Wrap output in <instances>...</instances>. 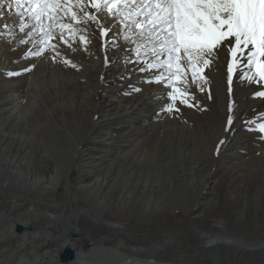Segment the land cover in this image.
I'll return each instance as SVG.
<instances>
[{"label": "bare ground", "instance_id": "6f19581e", "mask_svg": "<svg viewBox=\"0 0 264 264\" xmlns=\"http://www.w3.org/2000/svg\"><path fill=\"white\" fill-rule=\"evenodd\" d=\"M89 10L95 12V9L90 8ZM4 13H7V15L4 17L5 21L1 19L4 22H0V27L5 22L9 23L10 26L18 22L14 7H5ZM100 18L106 21V27L115 23L114 19L106 17L105 14H101ZM82 27L96 29V25L92 22L88 25H82ZM119 28L120 25L117 24L114 31H118ZM9 31L17 32L19 37L17 36L18 39L12 38L10 35L0 37L1 76L6 78L8 72H20L22 74L18 75L17 78L14 77L11 81L4 79L3 85L0 84V106L2 107L0 109V121H3L0 124V136L2 137L7 133L6 127H9L10 123H12V126H20L17 130L18 133L11 137L17 157L6 160L2 169L8 173L7 182L9 185L16 186L22 197L31 199V197L38 196L42 201L45 198L53 200L56 197L63 174L66 173L68 167L71 168L75 164L69 159V155L66 157L63 150L59 148V146L63 147L62 141L58 139L62 135L61 131L66 136L69 134L72 139H75V144H73L74 142L70 144L73 145L74 160L80 159L82 147L86 143L93 141L91 139L93 135L98 138L96 143L98 146L112 147V145L123 143L126 148H129V151L127 150L126 152L127 154L122 153L119 155L122 160L126 158V160H123L122 166H120L121 169L115 171L110 169L104 176L98 177L94 182L83 184L78 189L83 194V200L90 203L93 210H98L101 206H104L105 209L108 207L109 202L103 199V191L114 182L119 184L120 176L127 174L126 177H131V170L133 169L131 165L139 159H142V165L137 168L141 171V174L135 176L133 183H135L137 188L145 184L146 174H150L147 168L154 171L155 165H150V162L147 161L150 151L143 150V154L141 152L137 153L135 146H139L143 142L147 144L154 134L156 136L154 129L158 126L165 124L173 126V129L170 128L173 133V143H164L163 148H169L166 151L163 150L162 153L169 152L172 153V156L177 154V157L182 159H188L191 156L188 151V145L194 135L190 131L188 121L181 117L183 115H177L176 112L169 113L162 110L166 104L171 103L170 99L161 98L162 92L168 89H165L162 84L143 82V78L153 73L132 71L134 68L144 67L143 64L135 65L121 62L123 49L131 48L132 44L123 41L120 43L119 48L106 51L102 48L101 40L93 39L91 43L87 44L85 50L77 40L72 44V48L76 49L73 52L72 48L67 44L59 43L57 38L50 41V43H59V47L55 51L47 49L40 57L32 56L21 59L28 50H36L34 41L39 40L40 37L37 35L29 39L27 32L31 31V29L25 32H20L18 27L4 29L5 33ZM21 39H28L29 43L20 44L19 41ZM56 52H60L61 55H56ZM105 54L112 61L107 66L105 65ZM51 57H54V59ZM113 57H115L114 60ZM64 59L77 63L78 67L64 63ZM222 60L223 63L213 65L216 68V74L213 77L212 98H209L208 103L214 113V119L212 118L215 120L214 122L222 119L227 122L230 114L229 86L226 82V76L228 75L227 63L230 62V57L226 55ZM33 65L34 67H32L31 71H23ZM121 77L126 78L122 79ZM188 79L191 84L190 73ZM130 85L140 88L141 91L133 92L132 88L129 87ZM258 87L260 86L250 85L248 87H240L237 90V81L233 80L232 97L234 99L238 98L240 112L238 118L233 120L232 127L227 131V139L223 138L226 147L224 144H220L221 140L218 139L219 137L221 139L223 135H219L218 139L211 145L212 150L206 148V146L201 148V150H210L209 153L215 156H213L214 162L218 163L220 160L218 158L222 157V155L232 154L231 156H234L233 154L238 151L249 150L246 134L243 132L237 133L243 127L245 114L249 113L251 109H257L255 112L256 120L261 122L264 120V116L260 115L264 113V106L261 104V99L264 102V98H254L253 96V92ZM190 91L195 92L198 98H201V94H198L201 92L197 90L195 85H191ZM206 92L208 93V91ZM47 98L48 102L46 101ZM7 105L12 107L8 108ZM40 111L46 112L47 122L53 128H49L47 123L42 122L40 117L42 112ZM232 114L235 115L234 110ZM77 116L82 117L84 120L79 122ZM200 117L198 115L195 116V120L198 123L202 122ZM35 118L37 119L36 121ZM72 118L75 120L76 134L72 131V127H70L68 122ZM54 124H56V130L54 129ZM87 126L90 129V134L85 131ZM207 127L208 125L205 126V128ZM38 128L41 129V131H38L40 135L42 133L41 140L47 143L45 146L46 152L52 155L51 157L55 161L56 174H53L50 178L37 175L35 159L27 158V160H24L21 156L24 148L26 150L33 148V146L27 147V142L22 139L21 134L29 132V136L32 137V134ZM218 132H222V128ZM206 134L211 133L207 132ZM47 136L48 140L46 139ZM135 137L137 138L133 141L132 138ZM51 141L57 144L58 151L51 149ZM218 144L220 145L219 152L217 151ZM256 150L259 153V156H257L259 160L257 161L261 162L257 164L260 168H257L261 175H264V141L261 148H256ZM203 152L205 153L206 151ZM254 159L257 158L254 157ZM181 163H183L185 168L187 165L185 160H181ZM164 166L165 164H159L162 172L166 168ZM167 167L173 171H178L176 163L173 166L168 163ZM259 171L257 172L259 173ZM1 188L4 187L1 186ZM67 188L72 192L69 182L67 183ZM200 198L201 196L198 200ZM50 206L51 204L47 202L46 205L42 206V209H50ZM12 207L20 209L19 213L25 211L26 215L32 216L36 220L45 219L53 225L45 231L36 232L35 228H32L34 227L33 222L30 220L26 221L20 216H16L17 218L9 221L4 226L1 225L0 264H63L60 261V255L69 247L76 253V259L70 264H222V262L225 264H264V242L261 240L256 241L254 238H244L239 234H232L223 230L222 227L210 226L206 229L200 227V230L193 228L194 233H191L194 237L193 243L185 242V246L189 245V251L187 253L179 251V261L172 262L167 260L170 254L163 249H167L170 244L167 239L156 245L148 246V244H145L143 247L123 246L118 241V236L119 232L127 230V224L120 222L118 219L108 222H103L99 219L96 223H91L92 226L90 227H93L94 230L99 231L101 229L108 232V234L99 237L95 236L94 238L79 236V239L74 241L71 236L78 234L80 231L73 230L70 227L73 222H70L67 228L63 227L65 231H62L60 226L55 224L58 218L52 215L36 213V207L29 202H17V205L13 204ZM183 210L186 211L187 208H183ZM79 221H76L74 225H80L78 224ZM195 221L196 219H190L187 224L190 226ZM82 222L87 224L85 220ZM224 222L225 220H222L218 224L225 226ZM18 223H21L23 225L21 226L24 227L25 233L23 236H19L14 232V228ZM179 223L182 225V220ZM254 235L260 236L258 234ZM55 240L59 241L60 245L52 250L51 244ZM95 240L97 242H94ZM237 255H240V257Z\"/></svg>", "mask_w": 264, "mask_h": 264}, {"label": "rangeland", "instance_id": "374dc122", "mask_svg": "<svg viewBox=\"0 0 264 264\" xmlns=\"http://www.w3.org/2000/svg\"><path fill=\"white\" fill-rule=\"evenodd\" d=\"M6 15L7 13H4V17ZM1 21L3 20L0 19V22ZM14 33V36H10L18 39L19 35L17 32ZM1 75L2 73L0 71L1 85H3L5 80L11 81V79H14V77L17 78L18 76L7 75L6 78H3ZM68 91L72 92L70 90ZM204 92L207 93L206 91ZM204 92L198 93L199 95L201 94V99L192 91V93L196 95V99L191 101L194 105L193 107L181 104L179 100H177L176 107L178 106L177 108L180 107L182 109L179 108V112L173 111L176 112L177 115H183L181 117L188 121L187 123H189L190 131L194 135L191 143L188 145V151L191 156H189L188 159H182L177 157V154L172 156V153L169 152L162 153L163 150L166 151L169 148H163L164 143H173V126H167V124L158 126L154 129V133L156 131V136L154 134L153 138H151L147 144L143 142L141 145L135 146L137 153L141 152L143 154V150L150 151L147 161L150 162V165H155L154 171L147 168L150 174H146L147 177L144 179L145 184L137 188L133 181L137 174H141V171L137 167L142 165V159L134 161L133 165H131V168H133L131 170V177H126L127 174L120 176L119 184L114 182L103 191V199L109 202L106 209L104 206H101L98 210H93L90 203L83 200V194L79 192L78 189L83 184L96 181L98 177L107 174L110 169H114V171L121 169L120 166H122L123 160H126V158L122 160L119 155L122 153L127 154L128 147L126 148L123 143L112 145V147H105L103 145L98 146V144H96L98 138L93 135L91 136L93 141L86 143L85 146L82 147L80 159L77 158L74 160V149L73 145L70 144L73 143L75 139H72L69 134L66 136V134L61 131L62 135H60L58 139L62 141L63 147L59 146V148L63 150L66 157L69 155V159L75 164L71 168L68 167L66 173L63 174L59 184V190L53 200L45 198L44 201H42L38 196L25 199L19 193V189L16 186L9 185L7 182L8 173L2 169V166H5L3 163H6V160L17 157L11 137H14L15 134L18 133L17 130L20 125L12 126V123H10L9 127H6L7 133L2 137L0 136V226L8 224L9 221L17 218L16 216H20L26 221H32L34 226L32 228H35L36 232L49 229L53 224L45 219L36 220V218L32 216L26 215L25 211L19 213L20 209L12 207L13 204L17 205V202L26 201L36 207V213L52 215L58 218L55 224H58L62 231H65L63 227L67 228L70 222H73L70 227L73 230L80 231L78 234L71 236L74 241H77L79 236L94 238L95 236L99 237L108 234V232L104 230L99 229L98 231L90 227L92 226L91 223H96L99 219L103 222L118 219L120 222L127 224V230H122L119 232L118 236V241L123 244V246L143 247L145 244H148V246L156 245L167 239L170 244L167 249H163L170 254L167 260L172 262L176 260L179 261V251L185 253L189 251V245L185 246V244L187 242H189V244L193 243L194 237L191 234L194 233L193 228H195V230H200V227L203 229L210 226L222 227L223 230L232 234H239L244 238H254L256 241L261 240L264 242V175H261L258 169L260 167L257 166V164L261 162L257 161L259 160L257 157L259 153L256 150V148H261L264 139H259V137L261 135L264 136V133L259 131H248V126L245 124V121L249 120H255L256 123H264V120L263 122L256 120L255 112L257 109L249 110V113H246L244 116L243 127L238 130L237 133L243 132L246 134L249 150L243 152L238 151L236 154H233L234 156H231L232 154L222 155V157L220 156L218 158L220 159L219 162L216 163L213 160L214 155H211L209 152L212 150L211 145L218 139L219 135L223 136L221 139L219 137L218 140H223V138H226L228 135V132L225 131L227 122H225L224 119L214 122V113L211 111L212 108H210V104H208L209 95ZM46 101L48 102V98ZM197 101L199 102L198 106H196ZM261 104L264 106L263 99H261ZM9 107L12 106L9 105L8 108ZM0 109H2L1 106ZM40 112H42L40 113L42 122L47 123L49 128H53V126L47 122L48 120L45 116L46 112ZM196 115L199 117L201 116L200 119L202 122L198 123V121L195 120ZM77 118L79 122L84 120L80 116H77ZM36 120L35 118V121ZM75 120L72 118L69 119L68 122L70 127H72V131L76 134L77 128L75 127ZM2 123L3 121H0V124ZM207 125L208 127L205 128ZM252 126L255 127L254 124L251 125V127ZM54 127L56 130V124H54ZM221 128L223 133L218 132ZM38 131H41V129L38 128V130L32 134V137L29 136V132H27V134H21L22 139L27 142V147L33 146V148L28 150L24 148L21 152V156L24 160H27V158L35 159V171L37 175L50 178L53 174H56L55 161L51 157L52 155L46 152L45 146L47 143L41 140L42 133L40 135ZM85 131L90 134L88 126L85 128ZM207 132L211 134H206ZM136 138L137 137L132 138V140L134 141ZM46 139L48 140V136ZM73 144H75V142ZM205 146L210 150H201V148ZM50 147L54 151H58L57 144L52 143V141L50 142ZM203 151L208 153H204ZM214 154L216 153L214 152ZM254 157L257 159H254ZM250 159L251 161L249 162ZM181 160H185V164H187L185 168ZM168 163L171 166L176 163V169L178 171H173L167 167ZM159 164H165L164 167L166 168L164 172L160 170L162 168L159 167ZM250 169L252 170L249 171ZM257 171H259V173ZM115 176L117 178L116 174ZM68 182L71 185L72 192L67 188ZM1 186L4 188H1ZM200 196L201 198L198 200ZM47 202L51 204L50 209H42V206L46 205ZM183 208H187V210L184 211ZM190 219H196V221L189 226L187 222ZM78 220H80L78 223L80 225L75 226L74 223ZM84 220L87 221V224L86 222H82ZM181 220L183 223L182 225L179 223ZM222 220H225V226H220L218 224L221 223ZM18 225L22 224L18 223ZM18 225L15 226L14 232L19 236H23L25 230H23V233L17 232L16 228ZM77 227L79 228L77 229ZM189 234L192 236L190 237ZM254 234L260 236L257 237ZM94 242H97V240ZM59 245V241L57 242V240H55L54 243L51 244L52 250L56 249ZM237 256L240 257V255ZM238 261H240V259H238ZM222 264L225 263L222 262Z\"/></svg>", "mask_w": 264, "mask_h": 264}, {"label": "snow or ice", "instance_id": "6c2138e0", "mask_svg": "<svg viewBox=\"0 0 264 264\" xmlns=\"http://www.w3.org/2000/svg\"><path fill=\"white\" fill-rule=\"evenodd\" d=\"M5 7L15 8L18 22L11 26L5 22L0 27V37L14 36V32H4L14 27L20 32L31 29L27 32L29 39L40 37L34 41L36 50H28L21 59L40 57L47 49L55 51L59 43L72 48L77 40L86 50L87 44L99 39L106 51L119 48L123 41L129 42L132 47L123 49L121 62L143 64L144 67L132 71L153 73L143 78V82L162 84L168 89L162 92L161 98L170 99L171 103L162 109L169 113L180 111L177 100L188 107L194 106L191 101L196 96L190 91L191 85L199 92L208 91L212 98L216 74L213 65L223 63L226 55L230 57L226 76L230 114L225 131L232 127L240 112L238 98L232 97L234 79L237 90L260 86L253 96L264 98V0H0V19L4 18ZM101 14L115 23L106 27ZM90 22L96 29L82 27ZM117 24L120 28L114 31ZM57 38L59 43H50ZM19 43L27 44L29 40L21 39ZM56 55L61 54L56 52ZM63 62L78 67L69 59ZM111 62L105 54V65ZM32 67L23 71H31ZM21 74L7 73L9 76ZM129 87L133 92L141 91L132 85ZM245 124L248 131L264 133V123L249 120ZM253 124L255 127H251ZM220 144L226 147L224 140ZM217 151H220L219 144Z\"/></svg>", "mask_w": 264, "mask_h": 264}, {"label": "water", "instance_id": "95a60500", "mask_svg": "<svg viewBox=\"0 0 264 264\" xmlns=\"http://www.w3.org/2000/svg\"><path fill=\"white\" fill-rule=\"evenodd\" d=\"M24 227L21 225H18L16 228V231L19 233H23ZM76 259V253L72 248H66L63 253L60 255V261L63 264H70V262H73Z\"/></svg>", "mask_w": 264, "mask_h": 264}]
</instances>
